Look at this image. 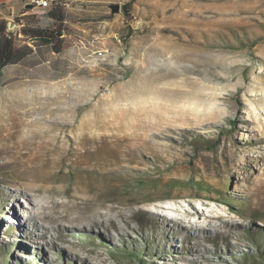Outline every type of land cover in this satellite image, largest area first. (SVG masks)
Returning a JSON list of instances; mask_svg holds the SVG:
<instances>
[{
  "label": "rangeland",
  "instance_id": "374dc122",
  "mask_svg": "<svg viewBox=\"0 0 264 264\" xmlns=\"http://www.w3.org/2000/svg\"><path fill=\"white\" fill-rule=\"evenodd\" d=\"M129 1L75 0L61 51L17 35L32 51L0 72V264L261 261L264 0L112 12ZM24 193L79 222L13 237L16 217L33 227Z\"/></svg>",
  "mask_w": 264,
  "mask_h": 264
},
{
  "label": "trees",
  "instance_id": "16d2710c",
  "mask_svg": "<svg viewBox=\"0 0 264 264\" xmlns=\"http://www.w3.org/2000/svg\"><path fill=\"white\" fill-rule=\"evenodd\" d=\"M131 5L132 0L122 4V11L127 18L130 17ZM50 6L51 8L43 14L52 21L54 28L40 24V21L33 14L23 18H16L15 21L20 25V30L16 34H12L9 30V22L5 19L0 20V72L9 64L22 62L32 51V47L27 44L19 45L17 43V35H23L26 39L32 40L42 37L39 42L51 44L55 51H61L63 45L61 42L57 43L59 41L57 33L61 31L67 19V13L61 1L53 0ZM129 30H131L130 27ZM257 258L261 259V261L258 263L253 262L252 264H264V253L262 251L259 252Z\"/></svg>",
  "mask_w": 264,
  "mask_h": 264
},
{
  "label": "bare ground",
  "instance_id": "6f19581e",
  "mask_svg": "<svg viewBox=\"0 0 264 264\" xmlns=\"http://www.w3.org/2000/svg\"><path fill=\"white\" fill-rule=\"evenodd\" d=\"M43 7H47V6H43ZM26 190V189H25ZM28 200H30V202H32V204H34V206H36L35 210H30L28 212V214H26L28 220H33V227L31 228L30 226H28L26 224L25 221L21 220L20 218H15L14 222H15V227L12 230V236L15 238L21 237L23 238H35V237H45V230H47L48 228H51V226H47L45 225V222H61L63 220H67L73 223H78V219L73 218L72 216H70L68 213H61L59 212L56 208H55V204H44L41 203L40 201H36L34 199V194L32 193H24ZM14 196V197H13ZM12 198L18 199L19 198V194L18 193H14V195H12ZM48 202V201H47ZM38 206V207H37ZM10 210H13L12 206L8 207ZM166 214V213H165ZM164 219H161V222L163 225L167 226L168 229L170 228H174L171 225V221H174V224L177 228L178 226V231H184L185 227H183V221H186L187 215L186 216H182V217H177L174 216L172 219H169V217L167 215H163ZM199 220V219H198ZM195 221V223L191 224L192 228H197L199 227V221ZM40 226H44L45 230H41ZM19 248L22 249L23 251H26V255L28 256H34L33 254V250H30L23 244H18ZM35 252V251H34ZM36 255L40 256L42 258V261L40 262L41 264H45V257L44 254L41 253H35Z\"/></svg>",
  "mask_w": 264,
  "mask_h": 264
},
{
  "label": "crops",
  "instance_id": "0c3cea01",
  "mask_svg": "<svg viewBox=\"0 0 264 264\" xmlns=\"http://www.w3.org/2000/svg\"><path fill=\"white\" fill-rule=\"evenodd\" d=\"M57 1L62 2V4L65 6L66 13H68V10H70L72 7V3L75 2V0ZM30 4H32V0H0V13L2 14L1 18L9 21L10 23L15 21L16 18H23L24 16L40 13V11H43L44 13L46 10L51 8V6L41 7L31 6ZM65 22H67V19ZM13 25L15 24L13 23L12 26ZM15 26L20 29V25L16 24Z\"/></svg>",
  "mask_w": 264,
  "mask_h": 264
},
{
  "label": "water",
  "instance_id": "95a60500",
  "mask_svg": "<svg viewBox=\"0 0 264 264\" xmlns=\"http://www.w3.org/2000/svg\"><path fill=\"white\" fill-rule=\"evenodd\" d=\"M30 5L35 6L33 3ZM111 9H112L113 13H118L122 10V4L121 3H113V4H111ZM12 24H13V22H11V25ZM39 39H42V37L34 38V40H39Z\"/></svg>",
  "mask_w": 264,
  "mask_h": 264
},
{
  "label": "built area",
  "instance_id": "2783aa9c",
  "mask_svg": "<svg viewBox=\"0 0 264 264\" xmlns=\"http://www.w3.org/2000/svg\"><path fill=\"white\" fill-rule=\"evenodd\" d=\"M52 1L53 0H32V3L35 5V6H50L52 4Z\"/></svg>",
  "mask_w": 264,
  "mask_h": 264
}]
</instances>
